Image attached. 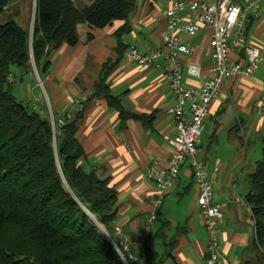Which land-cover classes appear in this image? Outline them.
Masks as SVG:
<instances>
[{"label":"crops","instance_id":"1","mask_svg":"<svg viewBox=\"0 0 264 264\" xmlns=\"http://www.w3.org/2000/svg\"><path fill=\"white\" fill-rule=\"evenodd\" d=\"M231 1L243 4L248 0ZM72 2L81 8L90 1ZM167 5L168 0H136L128 15L129 31L120 36L124 52L105 77L110 93L132 116L120 119L117 110L103 99L92 98L85 105L77 131L85 154L80 163L86 171L94 170L98 178L109 179L116 193L113 238L129 257L139 262L144 241L152 237L154 255L167 252L161 264H204L208 257L207 234L189 162L180 165L158 208L152 205L155 184L143 176L151 167H168L172 148L167 138L175 134V127L166 107L173 102V95L160 68L136 65L126 58L129 45L144 52L163 50L162 11ZM259 7L258 16L249 14L243 20L241 47L229 53L230 60L243 63L244 47H257L262 58L258 68L251 75L223 81L210 103L197 145L196 157L212 178V198L223 204L218 223L223 260L218 264H264V253L255 240L252 213L244 199L249 175L264 144V115L255 108L264 90V1ZM121 24L120 20L100 29H88L85 23H78V42L74 46L62 44L53 52L42 88L36 86L33 72L23 76L18 87L20 99H27L32 106L40 105L44 95L57 119L69 116L90 94L102 63L116 56L113 32ZM87 32L92 34L89 40ZM208 38V31L200 28L184 40L189 47V53L181 55L187 86L196 87L209 76L212 57ZM188 64L201 67L199 77L186 73ZM152 213L155 217L150 219Z\"/></svg>","mask_w":264,"mask_h":264},{"label":"trees","instance_id":"2","mask_svg":"<svg viewBox=\"0 0 264 264\" xmlns=\"http://www.w3.org/2000/svg\"><path fill=\"white\" fill-rule=\"evenodd\" d=\"M14 1L0 0V13ZM29 1H34L30 35L14 20L0 24V264H161L167 252L155 256L152 237L144 241L139 262L115 242L116 193L108 178L82 167L85 154L77 138L83 110L92 98L103 99L120 119L132 116L110 93L105 77L124 52L120 36L129 31L128 15L136 0H89L81 8L72 0ZM120 20L113 32L116 56L102 63L90 94L78 109L60 118L56 132L42 102L34 108L14 95L12 85L33 68L44 81L53 52L78 42V23L100 29ZM244 199L264 253V144Z\"/></svg>","mask_w":264,"mask_h":264},{"label":"built area","instance_id":"3","mask_svg":"<svg viewBox=\"0 0 264 264\" xmlns=\"http://www.w3.org/2000/svg\"><path fill=\"white\" fill-rule=\"evenodd\" d=\"M261 1L264 0H248L239 4L231 0H168L167 7L162 11L165 28L160 39L163 50L144 52L135 45H129L126 51L129 62L160 68L173 95V102L166 107L175 127V134L167 138L172 148L168 167H151L143 176L155 184L152 205L158 208L172 180L178 174L180 165L184 161L189 162L193 185L197 190L199 213L207 234L208 257L204 264H218L223 260L218 240V223L222 216L223 204L212 198V178L196 157L197 145L210 103L217 96L223 81L232 76L251 75L258 68L262 58L257 47H244L243 63L230 60L229 53L234 48L241 47L243 20L249 14L258 16ZM181 11L183 14H180ZM200 28L208 31L212 65L208 69L209 76L203 79L200 85L192 87L183 82L181 55L189 53V47L184 40L194 36ZM185 71L191 76L199 77L201 67L188 64ZM11 79L10 75L9 80ZM38 85L42 86L39 79ZM33 107L38 108L37 105ZM255 108L258 113L264 115V90ZM58 123L61 124L62 119H59ZM154 217L152 213L150 219Z\"/></svg>","mask_w":264,"mask_h":264},{"label":"rangeland","instance_id":"4","mask_svg":"<svg viewBox=\"0 0 264 264\" xmlns=\"http://www.w3.org/2000/svg\"><path fill=\"white\" fill-rule=\"evenodd\" d=\"M32 3H33V1L30 2L29 0H17V1L12 2L10 4L9 8L6 9V11L0 13V24L4 23L6 21H9V20H14L22 28L29 29L30 28V25H31V22H32V11H33V9H32ZM34 70L35 69L33 68L32 69V72L34 73L33 74V79H35V84L37 83L36 84V86H37L38 85V79L39 78H37L38 76L35 73L36 71H34ZM12 86H13L14 95L16 97H17V95L19 96V92H18L19 84H18V82H15ZM39 87L42 88V86H39ZM16 90H17V93H16ZM41 99H42L41 102L43 103V105H45L47 114H48V116L51 119V123L53 125V129L56 132V130H57L56 127H57V124H59L58 123V120L59 119H57V115L54 112V118H55V121L56 122L53 121L51 106H49L48 100H47L46 96L43 95V98H41Z\"/></svg>","mask_w":264,"mask_h":264},{"label":"water","instance_id":"5","mask_svg":"<svg viewBox=\"0 0 264 264\" xmlns=\"http://www.w3.org/2000/svg\"><path fill=\"white\" fill-rule=\"evenodd\" d=\"M32 18H33V13H34V1L32 3ZM31 25H32V22H31ZM31 25H30V28L28 29V32H29V35H30V32H31ZM35 71V70H34ZM36 73V72H35ZM100 230L106 235V233L104 232V230L102 228H100ZM121 257H122V254L120 253Z\"/></svg>","mask_w":264,"mask_h":264}]
</instances>
